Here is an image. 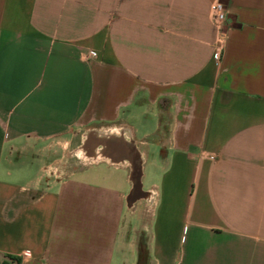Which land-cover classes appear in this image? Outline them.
Wrapping results in <instances>:
<instances>
[{
	"label": "crops",
	"instance_id": "obj_1",
	"mask_svg": "<svg viewBox=\"0 0 264 264\" xmlns=\"http://www.w3.org/2000/svg\"><path fill=\"white\" fill-rule=\"evenodd\" d=\"M212 2L0 0V263L264 264V0ZM110 125L154 167L132 227L131 170L44 175Z\"/></svg>",
	"mask_w": 264,
	"mask_h": 264
},
{
	"label": "rangeland",
	"instance_id": "obj_2",
	"mask_svg": "<svg viewBox=\"0 0 264 264\" xmlns=\"http://www.w3.org/2000/svg\"><path fill=\"white\" fill-rule=\"evenodd\" d=\"M121 127V125H110V126H104V127H96L94 129H91L88 132H83L82 137L77 139L76 147V153H74L72 156H69L65 158L64 162L62 164L64 166H59L56 169H53L52 171H49L47 173H44L45 178L47 179V182L50 184L58 183L63 181L64 179L71 176L75 171L85 167L89 166L90 161L82 159L81 156L78 154L81 147L84 145V138L87 133H91L97 130H104L108 128H116ZM131 142L133 145H129L132 149H136L139 152V156L144 160V155L142 154L139 145L137 141H135L133 138H131ZM119 142L118 138H112L109 143H116ZM101 148V143L97 145ZM85 152V151H84ZM87 153V152H86ZM88 154V153H87ZM127 157H123V163L119 165H112L113 167L117 168H124L128 174L130 175V164L128 162ZM134 163H138V161H134ZM143 166L140 165V175L138 179V189L137 186H134V183L131 182L130 191L127 195V209L125 213V220H127V224H129L130 227L133 225H137V222H145L148 221L151 218L152 211H153V203L149 204L146 199L143 197L145 193V188H148L150 186V183L153 181L154 178V167L150 160L148 159L146 165L144 166V178L143 176ZM143 184V185H142ZM144 186V187H143Z\"/></svg>",
	"mask_w": 264,
	"mask_h": 264
},
{
	"label": "bare ground",
	"instance_id": "obj_3",
	"mask_svg": "<svg viewBox=\"0 0 264 264\" xmlns=\"http://www.w3.org/2000/svg\"><path fill=\"white\" fill-rule=\"evenodd\" d=\"M112 138H118L119 142L109 143ZM131 138V131L127 127L108 128L87 133L83 141L84 145L78 154L82 159L88 160L92 164L106 162L111 165H119L123 163V157H127L131 165L134 186H137L138 189L140 165L144 160L136 149L129 146L133 145ZM100 143L101 148L97 146ZM134 161H138V163H134Z\"/></svg>",
	"mask_w": 264,
	"mask_h": 264
},
{
	"label": "built area",
	"instance_id": "obj_4",
	"mask_svg": "<svg viewBox=\"0 0 264 264\" xmlns=\"http://www.w3.org/2000/svg\"><path fill=\"white\" fill-rule=\"evenodd\" d=\"M211 18L214 23H220L224 18V9L221 5L220 0H213L210 6Z\"/></svg>",
	"mask_w": 264,
	"mask_h": 264
},
{
	"label": "trees",
	"instance_id": "obj_5",
	"mask_svg": "<svg viewBox=\"0 0 264 264\" xmlns=\"http://www.w3.org/2000/svg\"><path fill=\"white\" fill-rule=\"evenodd\" d=\"M2 138H3V132L0 129V147H1ZM11 263L20 264V258L17 256L9 255L7 256V261H3L0 264H11Z\"/></svg>",
	"mask_w": 264,
	"mask_h": 264
}]
</instances>
